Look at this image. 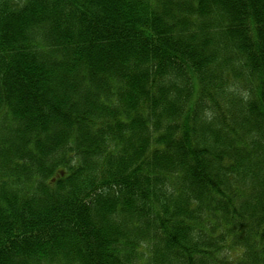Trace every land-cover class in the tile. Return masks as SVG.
Masks as SVG:
<instances>
[{
    "label": "trees",
    "instance_id": "1",
    "mask_svg": "<svg viewBox=\"0 0 264 264\" xmlns=\"http://www.w3.org/2000/svg\"><path fill=\"white\" fill-rule=\"evenodd\" d=\"M0 264H264V0L0 3Z\"/></svg>",
    "mask_w": 264,
    "mask_h": 264
},
{
    "label": "rangeland",
    "instance_id": "2",
    "mask_svg": "<svg viewBox=\"0 0 264 264\" xmlns=\"http://www.w3.org/2000/svg\"><path fill=\"white\" fill-rule=\"evenodd\" d=\"M24 0H0V3H6V4H10L12 5V7L14 6H19L23 3ZM12 2V3H11Z\"/></svg>",
    "mask_w": 264,
    "mask_h": 264
}]
</instances>
